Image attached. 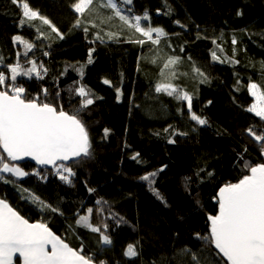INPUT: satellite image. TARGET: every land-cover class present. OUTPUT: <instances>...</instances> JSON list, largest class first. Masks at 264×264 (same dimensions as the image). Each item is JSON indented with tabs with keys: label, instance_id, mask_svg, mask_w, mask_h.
I'll use <instances>...</instances> for the list:
<instances>
[{
	"label": "trees",
	"instance_id": "trees-1",
	"mask_svg": "<svg viewBox=\"0 0 264 264\" xmlns=\"http://www.w3.org/2000/svg\"><path fill=\"white\" fill-rule=\"evenodd\" d=\"M24 3L48 19L50 25L39 18L24 17ZM74 3L76 0H17L15 4L0 0V72L12 83L7 65L19 63L22 70H27L34 61L43 78L35 73L31 77L21 75L15 83L25 89L26 99L39 97L69 114L78 112L88 128L93 155L65 164L75 173L71 184L60 180L56 168L39 169L23 163L29 175L18 178L3 174L17 183L0 180V198L29 221L46 223L74 249L83 244L84 254L94 256L96 264L101 260L108 264H150L153 258L170 256L185 246L194 252L203 251L213 264H226L210 243L206 247L197 237L210 235L208 217L218 211V189L249 174L246 161L253 166L264 162L260 146L246 131L253 126L258 133L264 129V122L247 111L253 102L248 84L264 86V38H250L243 31H264V0H132L131 4H121L123 14L130 18L148 12L149 20L141 21L143 27L151 24L165 30L168 35L159 45L118 17L107 21V16L113 15L110 9L86 11L81 26L74 27L80 16L72 8ZM237 11L243 14L237 16ZM21 20L26 22L22 24ZM84 26L89 27L87 34ZM109 32L117 37L109 40ZM97 33L104 37V43L95 38ZM152 35L155 39L156 34ZM13 36H20L33 48L14 43ZM233 36L236 45L232 44ZM138 39L145 43L133 42ZM90 49H94L91 64ZM45 52L49 54L45 56ZM213 52L218 59H213ZM169 57H178L179 63L164 69ZM82 65L83 76L76 70ZM105 79L111 85L104 84ZM158 84H170L189 93L192 111L207 124L191 120L187 101L177 99L175 93L169 96L167 91L157 92ZM81 86L94 100L82 110V98L75 92ZM117 88L122 93L119 100ZM169 126V132H165ZM105 128L110 129L107 138ZM172 131L186 135L173 136ZM169 139L175 142L170 144ZM136 153L138 160H133ZM0 155L7 159L1 149ZM161 168L163 171H159ZM151 172L157 175L149 185L140 177ZM89 188L95 191L89 192ZM153 188L163 200L154 195ZM29 193L59 210L53 213L51 208L42 209ZM97 200L106 201L107 206L99 218L94 211L90 222L94 226L101 221L108 225L110 246L100 245L99 233L75 223L77 214L86 215L88 208L98 207ZM119 216L127 223L117 226ZM130 243L141 251L138 258L123 255Z\"/></svg>",
	"mask_w": 264,
	"mask_h": 264
},
{
	"label": "snow or ice",
	"instance_id": "snow-or-ice-1",
	"mask_svg": "<svg viewBox=\"0 0 264 264\" xmlns=\"http://www.w3.org/2000/svg\"><path fill=\"white\" fill-rule=\"evenodd\" d=\"M12 2L15 4L17 0H12ZM131 2L132 0H76L72 8L80 16L77 18L74 27L81 26V18L86 11L91 13L110 9L113 15L107 16V21L118 17L123 24L129 28H134L135 32L140 33L152 44L159 45L161 38L166 37L168 34L163 28L152 27L151 24L145 28L141 25L142 20H149L147 11L143 17L130 18L128 15L123 14L124 10L121 4H131ZM23 10V16L28 20L39 18L44 24L50 25L51 22L48 19L40 16L38 11L32 10L27 3L23 4ZM157 11L159 13L160 10ZM242 14L241 11L236 13L237 16ZM133 19L135 23H132ZM25 22V20H21L22 24ZM104 22V20L101 21V23ZM87 23H91L92 27H97L94 21ZM176 23L179 24L180 22L176 21ZM181 27H184V25H181ZM52 31L63 39V36L54 26H52ZM83 31L87 34L89 27L84 26ZM243 31L250 38L252 35H260L264 38V31L260 33H250L247 29ZM153 33L156 34L155 39H153ZM106 35L109 40L117 37V34L111 32L106 33ZM222 36L223 33H221V38ZM95 38L101 43L105 42L104 37L99 33L96 34ZM13 42H20L29 50L33 48V44L23 40L20 36H13ZM133 42L143 45L145 40L138 39ZM212 42L215 44L216 40L213 39ZM232 44H237L235 36L232 38ZM93 51L94 49L89 50V64L93 62ZM181 51H183V48ZM48 54V52L44 53L45 56ZM233 54H235V49H233ZM212 56L214 60L218 59L215 52L212 53ZM232 62L236 63V61ZM0 63H3V57H0ZM31 63L32 67L27 70H22L19 63L7 65L11 73L12 83H8L5 73L0 72V149L7 154V159L0 155V180H4L5 183L16 184V180L5 179L3 174L10 173L14 177L29 175L14 162L20 161L24 157H31L37 165H52L57 169L60 180L66 184H71V177L75 176V173L71 167L63 163L58 164V162L83 161L91 158L93 153L89 131L85 123L78 118V112L77 114H69L63 110V107H57L54 103L42 102L39 97L32 99L24 97L25 89L15 83L17 77L21 75L31 77L35 73L37 78H43L35 62L32 61ZM177 63H179L178 57H169L164 69ZM39 67L42 68L43 65ZM261 67L264 68V61L261 62ZM83 68L82 65L76 69L81 76H83ZM164 69L161 70L162 74ZM46 71L47 69H45ZM194 71L200 76H204L199 68H194ZM172 75L175 77L174 71ZM103 83L111 85V82L107 79ZM247 87L250 95L255 98L254 103L247 108V111L254 113L256 117L260 118V121L264 122V91L261 90L264 86L250 82ZM162 90L167 91L169 96L175 93L177 99L187 101L191 120L199 125L207 124L206 119L201 118L192 111V96L189 93L170 84H158L156 91L160 92ZM75 92L82 98L81 110L94 103V100L90 98L89 90H86L85 87H78ZM116 92L117 100H119L122 93L119 88L116 89ZM47 94V89H44L45 97ZM59 95L58 92L56 94L57 98ZM170 128L171 126L164 129V131L169 132ZM246 131L249 137L260 146V155L264 156V129L258 133L256 127L253 126ZM109 132L110 129H104L105 138H107ZM172 135H186V133L172 131ZM168 142L171 144L175 141L169 139ZM245 151H247L246 148ZM138 157L139 153H136L132 156V159L138 160ZM244 166L249 174L243 175L236 183H226L220 187L217 193L216 199L219 210L217 214L208 217L210 235H198L197 238L203 240L206 247L209 243L214 245L215 250H217L216 255L221 257V260H226V264H264V163H256L253 166L246 161ZM159 171H163V168ZM156 175L157 172H151L140 177V179L148 181L151 185L152 178ZM21 191L28 192L29 190L22 189ZM88 191L93 192L95 190L89 188ZM152 191L158 199L163 200V197L154 188ZM29 197L33 203H38L42 209L51 208L53 213L59 210L57 207L45 204L31 193H29ZM96 205L98 206L96 209L88 208V215L77 214L78 219L75 223L77 226L85 227L93 233H99L100 245L110 246L112 239L107 234L108 225L101 221L99 225L94 226L90 222L94 211L97 218L103 214L107 202L97 200ZM108 210L112 218L117 217L116 213H111L110 208ZM116 222L117 226L127 223L123 216H119ZM123 255L129 259L138 258L141 251L136 245L130 243ZM188 257L190 259H187ZM94 259V256L84 254L83 244L79 249H74L63 238L56 235L46 223H30L29 219L14 210L5 199H0V264H17V261H19V264H93ZM172 261H176L177 264H213V262L207 260L203 251L194 252L186 246L173 251L170 256L161 254L159 259L153 258L150 264H171ZM99 264H108V262L101 260ZM214 264H220V261H215Z\"/></svg>",
	"mask_w": 264,
	"mask_h": 264
},
{
	"label": "water",
	"instance_id": "water-1",
	"mask_svg": "<svg viewBox=\"0 0 264 264\" xmlns=\"http://www.w3.org/2000/svg\"><path fill=\"white\" fill-rule=\"evenodd\" d=\"M1 151L3 152V150L1 149ZM5 155H7L6 153H4ZM264 159V156H263ZM74 161V160H72ZM70 161H64V162H58L59 163H63V164H68ZM17 163L19 164H23V163H30L31 165L39 168V169H52L54 168L52 165H46V166H41V165H37L36 162L34 160L31 159V157H24L22 160L17 161ZM264 163V162H263ZM220 189V188H219ZM219 189L217 191V193L219 192ZM217 193H216V197H217ZM1 199V198H0ZM15 210V209H14ZM218 210H219V205H218ZM218 212V211H217ZM217 214V213H216ZM30 223H36V222H41V221H29ZM209 230H210V222H209ZM56 234V233H55ZM57 235V234H56ZM66 242V241H65ZM214 248V245H212ZM215 249V248H214ZM217 252V250H215ZM226 262V260H225ZM19 264V261L18 263ZM93 264H96V262L93 261Z\"/></svg>",
	"mask_w": 264,
	"mask_h": 264
},
{
	"label": "rangeland",
	"instance_id": "rangeland-1",
	"mask_svg": "<svg viewBox=\"0 0 264 264\" xmlns=\"http://www.w3.org/2000/svg\"><path fill=\"white\" fill-rule=\"evenodd\" d=\"M253 97V96H252ZM254 100H255V98L253 97V102L251 103V104H253L254 103ZM14 163H16L19 167H21L25 172H29L26 168H24L21 164H19V163H17V162H14ZM4 174H10V173H4ZM18 178H23V177H18ZM86 215H88V214H86Z\"/></svg>",
	"mask_w": 264,
	"mask_h": 264
}]
</instances>
